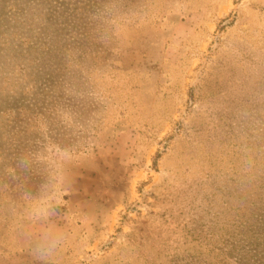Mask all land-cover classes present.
<instances>
[{
    "label": "rangeland",
    "instance_id": "obj_1",
    "mask_svg": "<svg viewBox=\"0 0 264 264\" xmlns=\"http://www.w3.org/2000/svg\"><path fill=\"white\" fill-rule=\"evenodd\" d=\"M35 222L52 264H264V0H0V235Z\"/></svg>",
    "mask_w": 264,
    "mask_h": 264
},
{
    "label": "crops",
    "instance_id": "obj_2",
    "mask_svg": "<svg viewBox=\"0 0 264 264\" xmlns=\"http://www.w3.org/2000/svg\"><path fill=\"white\" fill-rule=\"evenodd\" d=\"M67 230L35 222L7 231L0 235V264H52Z\"/></svg>",
    "mask_w": 264,
    "mask_h": 264
}]
</instances>
